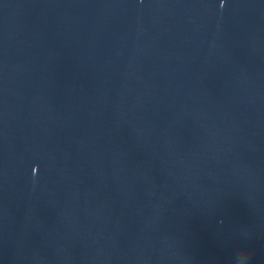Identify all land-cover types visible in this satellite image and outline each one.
Here are the masks:
<instances>
[{
    "label": "clouds",
    "instance_id": "obj_1",
    "mask_svg": "<svg viewBox=\"0 0 264 264\" xmlns=\"http://www.w3.org/2000/svg\"><path fill=\"white\" fill-rule=\"evenodd\" d=\"M244 256L246 257V259H247V262H248V258H247V255H246V254H244Z\"/></svg>",
    "mask_w": 264,
    "mask_h": 264
}]
</instances>
